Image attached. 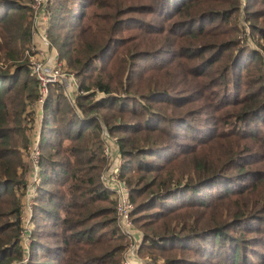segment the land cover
I'll list each match as a JSON object with an SVG mask.
<instances>
[{
	"label": "trees",
	"instance_id": "1",
	"mask_svg": "<svg viewBox=\"0 0 264 264\" xmlns=\"http://www.w3.org/2000/svg\"><path fill=\"white\" fill-rule=\"evenodd\" d=\"M30 1L0 0V264H123L105 128L139 254L264 264V0H49V38L80 94L50 87L25 250L20 169L40 96Z\"/></svg>",
	"mask_w": 264,
	"mask_h": 264
},
{
	"label": "built area",
	"instance_id": "2",
	"mask_svg": "<svg viewBox=\"0 0 264 264\" xmlns=\"http://www.w3.org/2000/svg\"><path fill=\"white\" fill-rule=\"evenodd\" d=\"M34 9V33L33 42L26 52L30 58V69L32 75L36 76L39 82V99L35 104L37 111L34 123L30 126L31 142L29 144V160L31 164V173L28 182L27 191L24 197V232L27 235L26 242L31 245V233L35 228L34 213L36 199L42 181V147L41 138L44 122V107L49 100L50 87L61 85L64 88L65 96L72 102L75 101L79 92V82L76 75L67 73V68L58 56L57 50L53 47L49 38V0H31ZM103 137L106 142V158L109 162L108 168L103 173L101 179L103 186L111 193L116 201V214L119 220V229L122 235L129 241L125 260L123 264H139L137 254L140 252V246L144 239V234L139 231L133 219L134 204L130 196V188L121 178L122 157L118 146L111 139L107 129L103 131ZM23 235V236H24ZM25 250H29L25 248ZM27 261V258L25 259ZM152 264H166L164 261L152 262Z\"/></svg>",
	"mask_w": 264,
	"mask_h": 264
},
{
	"label": "rangeland",
	"instance_id": "3",
	"mask_svg": "<svg viewBox=\"0 0 264 264\" xmlns=\"http://www.w3.org/2000/svg\"><path fill=\"white\" fill-rule=\"evenodd\" d=\"M30 2H32V1H30ZM29 2V3H30ZM246 2H247V0H244V4H243V7L244 6H246ZM248 34H249V39L251 38V34H250V30H249V32H248ZM62 62V61H61ZM63 64H65V67H66V62H62ZM0 67H4V68H8L9 67V64H4V62H1V60H0ZM14 66H13V68L11 69V71H13L14 70ZM67 68V67H66ZM66 72L67 73H69V75H70V73H72V72H70L68 69L66 70ZM73 74V73H72ZM78 79V78H77ZM79 81V80H78ZM59 87H62L61 85H58ZM63 88V87H62ZM61 88V89H62ZM64 89V88H63ZM79 95V94H78ZM78 97V96H77ZM72 102V101H71ZM31 134V133H30ZM112 139V138H111ZM113 140V139H112ZM114 142V141H113ZM23 159H24V163L23 164H25V166H24V168L23 169H20V172L22 171V172H24V178H25V180L26 181H28L29 182V178H30V173H31V164L29 163L30 162V160H29V148H26V149H24L23 150ZM34 224H35V226H36V223H35V221H34ZM35 229V228H34ZM138 229V228H137ZM32 234V233H31ZM32 236V235H31ZM26 239H27V235L25 234L24 236H23V242H22V244H23V248H27V249H29V248H31V246L29 245V242L27 243L26 242ZM127 240V239H126ZM127 246L129 245V241L127 240ZM164 261L165 262V260L164 259H162L161 257H158V258H152V257H144V256H142L141 254H137V262H139V264H152V262H158V261ZM24 261H25V259H24ZM166 263V262H165Z\"/></svg>",
	"mask_w": 264,
	"mask_h": 264
}]
</instances>
